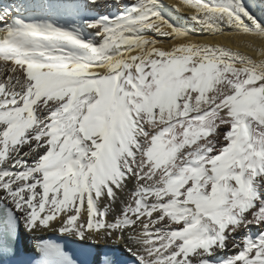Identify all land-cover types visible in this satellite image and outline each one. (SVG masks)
I'll list each match as a JSON object with an SVG mask.
<instances>
[{"label": "snow or ice", "instance_id": "snow-or-ice-1", "mask_svg": "<svg viewBox=\"0 0 264 264\" xmlns=\"http://www.w3.org/2000/svg\"><path fill=\"white\" fill-rule=\"evenodd\" d=\"M260 13L0 4V264H264Z\"/></svg>", "mask_w": 264, "mask_h": 264}, {"label": "bare ground", "instance_id": "bare-ground-1", "mask_svg": "<svg viewBox=\"0 0 264 264\" xmlns=\"http://www.w3.org/2000/svg\"><path fill=\"white\" fill-rule=\"evenodd\" d=\"M8 2H9V0H0V4H4V3H8ZM165 2L168 3V4H171V3H175L176 0H165ZM260 2H261V0H256V4H260ZM185 12H187V9H185ZM257 12H259V9H257ZM260 18L262 19V21H264V13H260ZM193 37L194 38H199V39H206V42H213V43L218 42V43L230 46V47L239 48L240 51L246 52L249 55H254L251 49H248V48L244 47L243 45H238L237 43H234L233 41H239V40L247 39V40L252 41L255 44L264 43V42H261V41H258V40H254L252 37H244V36H234L230 40L228 37H225V36L206 37L204 34L197 35L196 33H193ZM58 236H59V234L47 233V234H44L42 236V238H44V239H53L57 243H59L60 241H63V240L62 239H58L57 238ZM24 242L29 247H31V241L27 237L25 238ZM73 247H69L66 250L71 251V250H73ZM103 247H104L103 244L98 245L97 246V251L101 252Z\"/></svg>", "mask_w": 264, "mask_h": 264}]
</instances>
